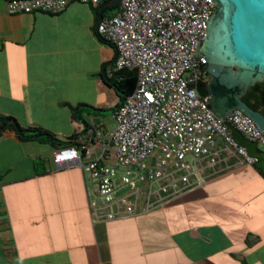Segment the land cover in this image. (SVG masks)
<instances>
[{
	"label": "crops",
	"instance_id": "0c3cea01",
	"mask_svg": "<svg viewBox=\"0 0 264 264\" xmlns=\"http://www.w3.org/2000/svg\"><path fill=\"white\" fill-rule=\"evenodd\" d=\"M98 5L10 14L0 0V116L70 143L85 128L72 108L118 104L103 80L116 53L96 35ZM52 150L9 130L0 137V264H264V177L254 166L229 159L161 207L93 224L87 177L56 170Z\"/></svg>",
	"mask_w": 264,
	"mask_h": 264
},
{
	"label": "built area",
	"instance_id": "2783aa9c",
	"mask_svg": "<svg viewBox=\"0 0 264 264\" xmlns=\"http://www.w3.org/2000/svg\"><path fill=\"white\" fill-rule=\"evenodd\" d=\"M4 1L10 14L56 15L74 1L106 0ZM213 9L211 0H119L115 14L101 17L97 34L116 53L106 75L134 72V89L112 112V128L91 120L71 145L51 152L56 170L75 167L87 177L93 224L161 207L228 170L229 159L254 166L225 122L264 149L251 118L234 110L217 119L198 91L208 80L198 48Z\"/></svg>",
	"mask_w": 264,
	"mask_h": 264
},
{
	"label": "water",
	"instance_id": "95a60500",
	"mask_svg": "<svg viewBox=\"0 0 264 264\" xmlns=\"http://www.w3.org/2000/svg\"><path fill=\"white\" fill-rule=\"evenodd\" d=\"M214 5L206 20V33L199 44V54L205 64L206 84L198 91L209 96L210 112L225 122L234 110L246 114L264 135V112L250 108L242 99L258 84H264V0H211ZM119 0H109L99 10L96 27L103 8L118 6ZM231 136L247 156L257 161L254 168L264 175V151L245 139L225 122Z\"/></svg>",
	"mask_w": 264,
	"mask_h": 264
},
{
	"label": "trees",
	"instance_id": "16d2710c",
	"mask_svg": "<svg viewBox=\"0 0 264 264\" xmlns=\"http://www.w3.org/2000/svg\"><path fill=\"white\" fill-rule=\"evenodd\" d=\"M109 0H106L105 2L99 4L97 8H95V14L96 16L99 15V10L103 6L104 3H106ZM112 11L113 13L110 15L115 14V12L118 10V6L112 7V8H103L101 12V17L105 15V11ZM98 39L104 43H106L97 33H96ZM109 44V43H107ZM111 45V44H109ZM112 64V63H111ZM104 83L107 87L112 89L115 94L119 98L118 104L114 108H108V109H98L94 108L92 106L79 104L76 107L72 108V118L75 122L83 124L84 126H87V123L82 119V114L86 113L89 116H98L101 115L104 112H114L122 103V101L128 96L134 89L135 86V73L130 72L127 70H122L119 72H114L110 77H108L106 74L103 75ZM203 86V85H200ZM259 87V85H257ZM205 94L204 92H202ZM259 88L256 87L250 89L246 96L242 99L250 108L256 110V107L259 105L261 101V96H258ZM6 130L11 131L14 133L16 139L19 142H32L37 141L42 144L49 145L53 149H57L64 146H69L71 143L67 142H61L58 140L54 134L47 130L43 129H34V128H24L22 127L15 118L10 116H0V137L2 133ZM76 136H72L71 139L75 138ZM38 163L35 164V173L40 174ZM262 174V173H261ZM264 177V175L262 174Z\"/></svg>",
	"mask_w": 264,
	"mask_h": 264
},
{
	"label": "rangeland",
	"instance_id": "374dc122",
	"mask_svg": "<svg viewBox=\"0 0 264 264\" xmlns=\"http://www.w3.org/2000/svg\"><path fill=\"white\" fill-rule=\"evenodd\" d=\"M113 12H114V10H112V11H108V10H106L104 16H106V15L109 16V15H110L111 13H113ZM102 115H103V116H101V117H103V118H98V120L103 121V122L105 123V125L107 126V129L112 128L114 123H113V121H112V118L109 117V116L111 115V112H104V113H102ZM104 119H107L108 121H106V120H104ZM259 150L264 151V149H263L262 147H260V146H259Z\"/></svg>",
	"mask_w": 264,
	"mask_h": 264
},
{
	"label": "flooded vegetation",
	"instance_id": "af4514ba",
	"mask_svg": "<svg viewBox=\"0 0 264 264\" xmlns=\"http://www.w3.org/2000/svg\"><path fill=\"white\" fill-rule=\"evenodd\" d=\"M258 85L259 87H257V85L255 87L257 89L259 88L258 96H261L262 98L256 109H260L262 112H264V84H258Z\"/></svg>",
	"mask_w": 264,
	"mask_h": 264
}]
</instances>
